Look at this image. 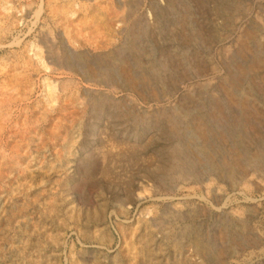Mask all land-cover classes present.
<instances>
[{
	"label": "rangeland",
	"instance_id": "1",
	"mask_svg": "<svg viewBox=\"0 0 264 264\" xmlns=\"http://www.w3.org/2000/svg\"><path fill=\"white\" fill-rule=\"evenodd\" d=\"M0 6V264H264V0Z\"/></svg>",
	"mask_w": 264,
	"mask_h": 264
},
{
	"label": "bare ground",
	"instance_id": "2",
	"mask_svg": "<svg viewBox=\"0 0 264 264\" xmlns=\"http://www.w3.org/2000/svg\"><path fill=\"white\" fill-rule=\"evenodd\" d=\"M69 2V1H68ZM2 6H0V8H1ZM9 8V4H8V2H4L3 3V10L4 9H8ZM6 11H8V10H6ZM5 20V19H4ZM15 20V19H14ZM102 29V28H101ZM100 29V30H101ZM72 35V34H71ZM87 37V36H86ZM32 45V44H31ZM35 46V45H34ZM73 46V45H72ZM27 47H29V46H27ZM30 48H32L33 50H34V52H35V54H36V58H35V61H36V64L38 65H44L45 66V63H44V58H43V55H42V50H40V49H38V48H35V47H33V45H32V47H30ZM48 49H49V47H48ZM33 52V51H32ZM61 52V51H60ZM72 57V56H71ZM70 58V57H69ZM68 58V59H69ZM140 58V57H139ZM61 59L62 58H60V61H61ZM140 60V59H139ZM64 61V60H63ZM67 61V60H66ZM72 61V60H71ZM70 61V62H71ZM197 61V60H196ZM261 61H263V58H261V59H256V60H254V62L253 63H251L252 64V66H254L255 67V65H257V64H259ZM134 62H135V65L134 66H136L137 64L138 65H140L139 63H140V61L138 62V61H135L134 60ZM167 62V61H166ZM55 63V65L56 66H61L62 68L63 67H66V68H70V67H68L64 62L62 63V62H59V64L58 63H56V62H54ZM68 63V62H67ZM167 64V63H166ZM137 65V66H138ZM43 66V67H44ZM70 66V65H69ZM259 66V65H258ZM121 67V66H120ZM253 67V68H254ZM5 68V67H4ZM88 68V67H87ZM256 68V67H255ZM72 69V68H71ZM118 70H120L119 68H118ZM249 71V70H248ZM83 72V71H82ZM92 72V71H91ZM116 72V71H115ZM118 72V71H117ZM241 72V71H240ZM89 73V72H88ZM94 73V72H93ZM121 74H123V78H124V83L125 84H123V88L126 86V87H128V88H130V89H132L133 87H135V86H137V84H138V78H137V76H134L132 73H131V71H130V68L128 67V66H126V65H122V69H121ZM82 75H84V73L82 74ZM147 77V76H146ZM90 78V77H89ZM89 78H85L86 80H90L91 81V79H89ZM123 82V81H122ZM56 89H57V87H56V84L54 83V82H52V81H50L49 79H45V80H43V82H42V90H43V95H44V98H45V101H47V102H49V103H51V102H53V101H55V98H56ZM164 90V89H163ZM230 97H231V100L233 101V103L234 102H236L239 98L235 95V94H233V93H231L230 94ZM262 99V98H261ZM78 100V99H77ZM97 100V99H96ZM100 100V99H99ZM241 101V100H240ZM242 101H243V99H242ZM244 102V101H243ZM55 103V102H54ZM101 103H103V102H101ZM242 103V102H241ZM243 104V103H242ZM102 105V104H101ZM244 105V104H243ZM245 105H246V103H245ZM98 106V105H97ZM96 106V107H97ZM51 107V106H50ZM47 109V108H46ZM259 112V111H258ZM127 114V113H126ZM258 114H260V113H258ZM261 115V114H260ZM263 115H264V113H263ZM195 116V115H194ZM186 118V117H185ZM246 119V118H245ZM204 119L202 118V117H200L199 118V121H196V123H195V129L200 133V134H202V137L201 138H207V136H206V134H207V132L209 131V134H210V131H211V129L209 130L208 129V127H207V123L206 122H204L203 121ZM248 120V119H247ZM192 123V122H191ZM204 123H206V124H204ZM211 133H212V131H211ZM200 136V135H199ZM205 141V140H204ZM208 144V143H207ZM235 145V144H234ZM239 146V145H238ZM232 147V146H231ZM132 148V147H131ZM134 150V149H133ZM133 150H130L131 152L133 151ZM199 150H201V153H203V155H204V153L205 154H207V155H209V152H208V150L206 149V147H205V145L203 144H201L200 145V149ZM198 150V151H199ZM127 152H128V150H127ZM138 152V151H137ZM136 153V152H135ZM139 153V152H138ZM120 154V153H119ZM255 154V153H254ZM254 154H252V155H254ZM126 155H127V153H126ZM122 156H123V154H122ZM138 156H141V154L140 155H138ZM178 156H180L179 154H178V150L176 149V148H173V149H171V151H170V153H169V155L165 158V159H163L162 160V162H164V164H163V166L167 169V170H171V171H181V169H180V165H178V160H179V158H178ZM207 157V156H206ZM209 157H210V155H209ZM208 157V158H209ZM253 157V156H252ZM256 157V156H255ZM133 158V157H132ZM135 158V157H134ZM133 158V159H134ZM140 158V157H139ZM208 161H209V164H211V165H208V166H210V169H211V171L213 172V175H216V177H219V178H225V179H228V180H234L235 179V176H234V173H233V171H232V169L231 168H227V167H222V165L220 166L218 163H216V162H212L213 161V157H212V160L211 159H208ZM180 162V161H179ZM228 163V162H227ZM109 168V167H108ZM187 171V170H186ZM88 172V171H87ZM106 172V171H105ZM105 172H104V174H105ZM185 172V171H184ZM182 173V172H181ZM106 174H107V172H106ZM89 176H90V174H88ZM91 175H93V174H91ZM187 175H188V173H187ZM108 176V175H107ZM110 176V175H109ZM218 179V178H217ZM237 182V181H236ZM128 183V182H127ZM120 197V196H119ZM119 197H116V198H119ZM189 228V227H188ZM185 230H186V228H185ZM188 231V230H187ZM190 231H192V230H190ZM193 231H194V229H193ZM184 232H186V231H184ZM197 231L195 230L194 231V234L196 233ZM200 232V231H199ZM190 233V232H189ZM198 234V233H197ZM193 235V234H192ZM194 236V235H193ZM173 237V236H172ZM189 237V236H188ZM204 238V237H203ZM202 238V239H203ZM233 238V237H232ZM168 239V238H167ZM199 239H201V238H199ZM205 240V239H204ZM168 241V240H167ZM175 241H177V240H175ZM196 243V242H195ZM205 243V242H204ZM198 244H200L197 248H199L200 250H202V249H204V248H206V246L203 244V243H200V241H198ZM209 248V247H208ZM199 251V250H198ZM203 251H201V253H202ZM208 252V250H206V252L205 253H207ZM213 252V251H212ZM142 254V253H141ZM213 254H215V253H213ZM206 257V256H205ZM209 257V256H208ZM207 257V258H208ZM211 257H213V256H211ZM217 260H218V258H217ZM223 260V259H222ZM216 261V260H215ZM220 263V262H219Z\"/></svg>",
	"mask_w": 264,
	"mask_h": 264
}]
</instances>
